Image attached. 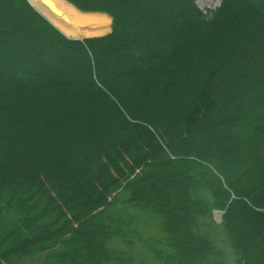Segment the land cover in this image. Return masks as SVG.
<instances>
[{"label":"trees","instance_id":"obj_1","mask_svg":"<svg viewBox=\"0 0 264 264\" xmlns=\"http://www.w3.org/2000/svg\"><path fill=\"white\" fill-rule=\"evenodd\" d=\"M67 1L111 31L0 0V264H122L141 211L161 264H264V0Z\"/></svg>","mask_w":264,"mask_h":264},{"label":"rangeland","instance_id":"obj_2","mask_svg":"<svg viewBox=\"0 0 264 264\" xmlns=\"http://www.w3.org/2000/svg\"><path fill=\"white\" fill-rule=\"evenodd\" d=\"M30 1V0H29ZM31 3V2H30ZM221 3V0H197V4L201 9L204 11L208 9H215L217 8ZM32 4V3H31ZM72 4V3H70ZM73 5V4H72ZM74 6V5H73ZM75 7V6H74ZM77 8V7H75ZM36 9V8H35ZM78 11H82L77 8ZM85 12V11H82ZM85 13H91V12H85ZM94 13V12H92ZM96 16L91 18V23H96L98 25L102 24V27L100 26L101 30L97 31L96 34L90 32L95 31L96 28H93L91 24L89 27L86 24H80V23H69L71 25H74V28H69V31L77 33V35L83 36V38L91 37V36H98V35H104L111 31V25H112V18L109 14L103 13V12H96ZM106 22V23H105ZM104 24V25H103ZM106 26V27H105ZM88 27V28H87ZM93 30H92V29ZM61 29V28H60ZM90 30L88 32H85V30ZM103 30V31H102ZM90 32V33H89ZM69 35V34H67ZM75 35V36H77ZM69 36H74L69 35ZM214 210V216L213 218L220 222L222 220V217H219L218 214ZM136 213H139V210H135ZM140 238L139 235L136 237H131L132 240L135 241V248L133 251L129 253H125V255H132L133 257H127L125 259V262L122 264H161L163 260L161 259V255L158 254V252H168L170 250V247L166 245L165 243V234L163 233L162 229H160L159 221L158 219H153L149 217L148 212H140ZM221 218V219H220ZM205 222L204 225L201 226V229L203 232H208L210 235H213L216 238H220L221 246H226L224 243V233L220 228H218L211 217H205L203 218ZM124 251H128V246L122 245ZM227 251V249H226ZM158 255V256H157ZM26 264H34L30 263L28 261ZM36 264V263H35Z\"/></svg>","mask_w":264,"mask_h":264},{"label":"bare ground","instance_id":"obj_3","mask_svg":"<svg viewBox=\"0 0 264 264\" xmlns=\"http://www.w3.org/2000/svg\"><path fill=\"white\" fill-rule=\"evenodd\" d=\"M30 2L35 5L42 13H44L57 27L61 28L65 34L74 35L71 37H83L81 35L78 36L75 32L69 31V28H74V25L69 24L71 22L80 24L83 23L86 25L91 24L92 26L94 25L93 28H96L94 32L87 29L85 32L90 31L96 34L97 31L101 30L100 26L102 27V24L98 25L94 22H90L91 18L97 15L95 14L96 12L85 13L78 11L77 8H75L66 0H30ZM87 26L89 27V25Z\"/></svg>","mask_w":264,"mask_h":264},{"label":"water","instance_id":"obj_4","mask_svg":"<svg viewBox=\"0 0 264 264\" xmlns=\"http://www.w3.org/2000/svg\"><path fill=\"white\" fill-rule=\"evenodd\" d=\"M33 5V4H32ZM37 11H39L44 17H46L49 21H51L44 13H42L35 5H33ZM52 22V21H51ZM53 23V22H52ZM54 24V23H53ZM55 25V24H54ZM67 35V34H66ZM68 36V35H67ZM70 38H74V39H83V37H71V36H68ZM219 217H221L224 213H225V210H216L215 211ZM221 219V218H220Z\"/></svg>","mask_w":264,"mask_h":264}]
</instances>
